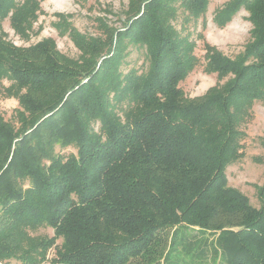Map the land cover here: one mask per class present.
Returning a JSON list of instances; mask_svg holds the SVG:
<instances>
[{"label": "trees", "instance_id": "obj_1", "mask_svg": "<svg viewBox=\"0 0 264 264\" xmlns=\"http://www.w3.org/2000/svg\"><path fill=\"white\" fill-rule=\"evenodd\" d=\"M209 2L129 0L123 25L98 20L96 35L59 14L71 57L51 37L8 40L3 20L27 38L40 6L0 0V85L10 80L19 100L17 124L0 113V261L41 264L55 246L52 264H197L210 244L224 264H264V183L256 207L226 176L264 104V0L216 11L219 27L249 11L251 39L234 58L206 42L205 71L228 78L190 97L180 82L198 64L196 42L174 22ZM131 46L141 70L126 68ZM43 227L54 234L32 235ZM192 228L204 238H188Z\"/></svg>", "mask_w": 264, "mask_h": 264}, {"label": "rangeland", "instance_id": "obj_2", "mask_svg": "<svg viewBox=\"0 0 264 264\" xmlns=\"http://www.w3.org/2000/svg\"><path fill=\"white\" fill-rule=\"evenodd\" d=\"M37 1L40 6V9L37 11L38 18L34 21L32 30L28 32L29 36L27 38L21 37L11 26L9 18H6L2 22V30L6 33L7 39L19 46H30L51 37L57 41L59 50L71 57H77L79 50L68 34H61L64 30V25L62 22L63 18L59 14H65V19L82 33L96 35L103 32V28L99 31V27L97 26L98 20L103 19L108 24L116 27L122 26L125 18L123 11L127 9L129 4V0ZM228 1L210 0L204 15H201L197 19L192 18L188 22H184V14L181 10L179 17L174 22L176 28L183 36L188 35L191 43L196 42L195 53L199 58L195 68L180 82V86L187 96L195 97L202 95L217 83H225L228 78L226 76L221 79L218 73H208L205 71L207 63L206 42L215 45L224 54L234 58L245 50L247 42L251 39L250 30L253 25L248 19L250 15L249 11L245 9H241L225 27H219L215 23L214 16L216 11ZM130 49L131 53L127 57L129 64L126 68L136 67L141 70L145 66L143 51L132 48V46L128 50L130 51ZM10 84V80L4 79L3 85H0V113L6 120L17 124L15 112L19 107V100L8 94L7 87ZM95 127L99 128V123L95 124ZM243 128L247 132L243 146L244 155L227 167L226 176L229 185L242 191L250 198L254 206L259 207L258 186L264 183V104L262 102H255L253 116L243 125ZM57 151L71 153L76 152V149L72 146L66 148L57 147ZM31 233L32 235L52 236L54 231L51 227H43ZM185 234L188 238L192 237V240H197V242L204 238L203 234L194 228L187 229ZM170 235L171 230L168 228L165 230V237L168 238V241L170 240ZM205 237L211 238L208 237V234ZM58 243H61L60 239ZM203 247L206 249L205 259L196 260L197 264H224L223 259H219L220 255L214 253L212 245L208 244L206 247ZM55 250V246H52L47 254L48 260L41 264H52L51 259L55 256ZM185 250L182 252L184 253ZM183 255L182 257L184 258ZM217 257L218 259L215 260ZM0 264L22 263L11 260L9 262L0 261Z\"/></svg>", "mask_w": 264, "mask_h": 264}]
</instances>
